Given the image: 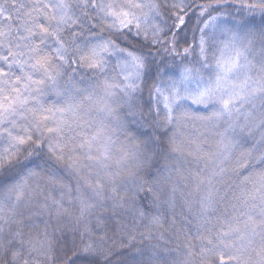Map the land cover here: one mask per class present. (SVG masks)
<instances>
[{
  "label": "snow or ice",
  "instance_id": "snow-or-ice-1",
  "mask_svg": "<svg viewBox=\"0 0 264 264\" xmlns=\"http://www.w3.org/2000/svg\"><path fill=\"white\" fill-rule=\"evenodd\" d=\"M232 7L228 0H0V264H138L109 243L100 217L91 226L92 217L135 214L142 196L174 206L193 161L205 167L195 198L183 196L181 218L195 228L185 264H264V168L254 167L264 164V0L242 5L259 9L258 28L247 20L228 27ZM146 8L162 22L144 27ZM215 31L229 39L210 54ZM160 45L186 63L178 78L148 89L156 103L143 110L137 93L145 77L159 79L152 49ZM111 57L116 75L107 71ZM87 72L97 80L81 88L77 77ZM46 89L64 95V106L42 103ZM185 102L210 114L194 115ZM205 132L217 139L209 143ZM42 150L51 163L28 170ZM231 189L238 192L229 198Z\"/></svg>",
  "mask_w": 264,
  "mask_h": 264
},
{
  "label": "trees",
  "instance_id": "trees-1",
  "mask_svg": "<svg viewBox=\"0 0 264 264\" xmlns=\"http://www.w3.org/2000/svg\"><path fill=\"white\" fill-rule=\"evenodd\" d=\"M148 2V0H145ZM232 4V15L229 17L228 27L239 24L241 20L249 21L250 27L254 26L258 28L262 21V15L259 9L255 11H249L246 8H243L242 5L251 0H228ZM143 13H148V23L144 27H151L153 23H161V18L157 17L153 19L152 13L149 12V9H144ZM143 13H141L142 19ZM199 13L197 12L196 16ZM196 16H191L189 20V28L196 27ZM187 19V18H186ZM163 21L171 23V18L165 13L163 16ZM202 26V25H201ZM239 36H243V31H239ZM191 35V34H190ZM197 38L199 33L196 34ZM212 31L210 30V36ZM141 39H143L141 37ZM215 44L212 46L213 50L215 47H223V43L229 39V36L221 35L219 31H215L214 35ZM159 50L156 48L152 49L153 57L155 59L156 65L160 68L159 79H155L153 76L145 77L141 83L140 88L141 92L137 93V105L140 109L147 110L150 105H155L156 101L150 99L148 94V89L152 88L154 83H159L161 81H171L179 77L180 73L183 71V65L186 61L182 60L179 56H174L170 50H166L163 45L158 46ZM198 52V49H197ZM189 60H195V56L188 58ZM109 67L107 71L116 75L121 71L120 68L116 67V59L114 57L109 58ZM86 71V70H82ZM207 71V70H205ZM119 78V77H118ZM79 81V87L84 88L88 87L94 81L97 80V77L90 72H87L84 79L77 77ZM67 84L66 80H61L59 82V89L63 90ZM42 103L47 106H57L62 107L65 104V96H57L56 92L52 89H46L45 95L41 97ZM189 111L194 115L203 116L210 114L208 109L203 107H197L192 105L190 102H185ZM163 104H160V117H163ZM131 119V118H129ZM130 128L135 129V124H130ZM185 131L192 133L193 136L198 135L193 128L189 127ZM120 139L123 140L124 137L122 134L118 133ZM205 136L208 138L209 143H212L217 139L211 132H205ZM204 137H201L203 139ZM251 142L248 141L243 146L248 147ZM207 148V144L205 145ZM3 149V144L0 142V151ZM191 159V158H189ZM28 165V170L41 172L45 170L50 161L47 159L46 150H42L36 153H33L32 157L26 162ZM163 161H161L159 167L160 172L164 173L162 167ZM204 162L196 163L195 161L185 164L184 175L187 177L186 180L180 182V192L178 193V198L174 203V206L163 205V206H154L149 198L140 197L137 201L138 211L133 213L121 214L119 217L112 216L110 212L107 211H97L92 217V227H96L97 217H100L101 231L106 232L107 239L110 244L116 249H122L127 252L129 258L138 262V264H148L150 259L161 261L166 260L167 264H185L187 250L185 248V243L188 238L195 232V228L187 224L186 219L181 218V212L183 211V196L192 193L193 198H195L194 191V179L196 173L204 169ZM256 170L264 168V164L255 163L254 165ZM27 174V172L25 173ZM57 174L62 176L66 181L71 179L70 175L62 168L57 167ZM166 174V173H164ZM243 175V174H242ZM74 183V181H73ZM185 185H187L185 187ZM237 191L238 189L229 190V198H231L232 192ZM124 190L121 191V195H124ZM186 215V214H185ZM154 218H159L160 225H153L151 221ZM177 220V228L183 224L185 225L183 232L177 231V228L171 227V221L173 219ZM47 219V217H46ZM43 225H41L42 227ZM27 232L28 229H25ZM60 235L59 233L57 234ZM133 237H135L133 239ZM127 246V247H125ZM157 253L158 255H153Z\"/></svg>",
  "mask_w": 264,
  "mask_h": 264
}]
</instances>
